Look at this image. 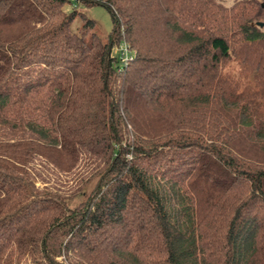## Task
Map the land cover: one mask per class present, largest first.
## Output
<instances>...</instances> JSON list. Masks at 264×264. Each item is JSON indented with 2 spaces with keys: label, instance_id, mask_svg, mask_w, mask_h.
Returning a JSON list of instances; mask_svg holds the SVG:
<instances>
[{
  "label": "trees",
  "instance_id": "trees-1",
  "mask_svg": "<svg viewBox=\"0 0 264 264\" xmlns=\"http://www.w3.org/2000/svg\"><path fill=\"white\" fill-rule=\"evenodd\" d=\"M0 264H264V0H0Z\"/></svg>",
  "mask_w": 264,
  "mask_h": 264
},
{
  "label": "rangeland",
  "instance_id": "rangeland-1",
  "mask_svg": "<svg viewBox=\"0 0 264 264\" xmlns=\"http://www.w3.org/2000/svg\"><path fill=\"white\" fill-rule=\"evenodd\" d=\"M235 1L237 0H218V2L222 3V5L226 7H230ZM75 6L76 5H73V4H67L64 7V10L66 12H70L72 8ZM76 9L78 12H81L82 14H84V16L87 17L88 19L95 21L97 30L100 35L107 36L111 33L112 28H113L112 21H111V18L108 12L104 8L100 6L85 7L84 5L78 4L76 6ZM81 24H82L81 19L76 18L71 25V29L75 31L77 28L81 26ZM115 47L116 48L112 50V56L116 59H119V54H120V52L118 51L119 46H115ZM229 70L231 71L232 74L240 75L239 74L240 66L236 64H231L229 66Z\"/></svg>",
  "mask_w": 264,
  "mask_h": 264
},
{
  "label": "built area",
  "instance_id": "built-area-1",
  "mask_svg": "<svg viewBox=\"0 0 264 264\" xmlns=\"http://www.w3.org/2000/svg\"><path fill=\"white\" fill-rule=\"evenodd\" d=\"M118 51L120 52L119 54V61L122 65H126V63L132 58L133 53L129 50V47L127 44L122 43Z\"/></svg>",
  "mask_w": 264,
  "mask_h": 264
},
{
  "label": "water",
  "instance_id": "water-1",
  "mask_svg": "<svg viewBox=\"0 0 264 264\" xmlns=\"http://www.w3.org/2000/svg\"><path fill=\"white\" fill-rule=\"evenodd\" d=\"M260 26H263L261 23H259Z\"/></svg>",
  "mask_w": 264,
  "mask_h": 264
}]
</instances>
